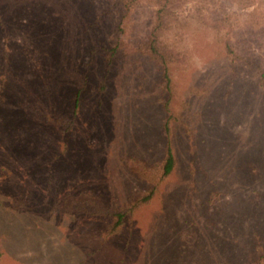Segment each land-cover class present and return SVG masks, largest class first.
I'll return each mask as SVG.
<instances>
[{
  "label": "rangeland",
  "instance_id": "obj_1",
  "mask_svg": "<svg viewBox=\"0 0 264 264\" xmlns=\"http://www.w3.org/2000/svg\"><path fill=\"white\" fill-rule=\"evenodd\" d=\"M213 2L159 33L165 88L150 0H0V264H264V0Z\"/></svg>",
  "mask_w": 264,
  "mask_h": 264
},
{
  "label": "trees",
  "instance_id": "obj_2",
  "mask_svg": "<svg viewBox=\"0 0 264 264\" xmlns=\"http://www.w3.org/2000/svg\"><path fill=\"white\" fill-rule=\"evenodd\" d=\"M118 3L123 1L121 5L123 8L128 9L132 3L133 5L135 2L139 0H117ZM191 0H150V3L154 5L155 9L153 12V26L149 34V40L147 41V44L144 46V51L149 54V56L161 66V79L162 84L165 86V88H168L169 86V75H168V69L167 64L172 59L171 51H164L162 46L164 45V42L161 40V37L159 33L165 29V26L168 25V23L172 22L174 17L173 14L175 10H177L181 5L189 2ZM204 1V3H213V0H201V2ZM238 5L241 7L249 6L251 0H235ZM201 20H204L201 18ZM219 21V20H217ZM204 22H207V20H204ZM213 24V22H210ZM215 25V24H214ZM160 40V41H159ZM76 99L74 101V107L75 108ZM163 129L165 133L168 131L167 123L165 122L163 125ZM174 166V156L171 153L170 147L167 145L164 150V154L162 157L161 162L153 169L154 173V179L155 182H153L152 186L145 190L140 195L135 196L129 204H127L124 209L120 210H100L101 214H106L108 216L112 217V222L109 226L108 233H114L118 231V228L122 225L124 221L125 214L129 213L133 208L137 207L141 203L146 202L154 193L156 189V185L159 181H161L164 177H166L172 170Z\"/></svg>",
  "mask_w": 264,
  "mask_h": 264
}]
</instances>
